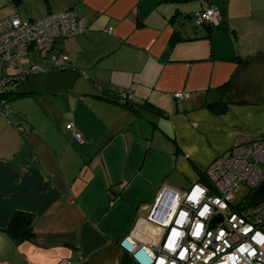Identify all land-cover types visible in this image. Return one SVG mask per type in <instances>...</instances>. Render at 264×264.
Here are the masks:
<instances>
[{"label":"crops","instance_id":"obj_1","mask_svg":"<svg viewBox=\"0 0 264 264\" xmlns=\"http://www.w3.org/2000/svg\"><path fill=\"white\" fill-rule=\"evenodd\" d=\"M209 6L218 8V26H196L189 15ZM70 9L87 32L21 62L53 69L54 51L80 70L67 54L97 38L124 53L118 74L134 64L144 71L130 85L92 80L94 90L54 91L0 115V264H126L123 238L158 236L146 217L163 186L204 184L219 155L264 137V0H0V20ZM32 67L49 71L29 63L0 80H24ZM123 91L129 105L112 100ZM178 92L186 97L176 100ZM217 102L225 113L206 108ZM15 213L32 217L31 240L7 235Z\"/></svg>","mask_w":264,"mask_h":264},{"label":"built area","instance_id":"obj_2","mask_svg":"<svg viewBox=\"0 0 264 264\" xmlns=\"http://www.w3.org/2000/svg\"><path fill=\"white\" fill-rule=\"evenodd\" d=\"M190 18L196 26L215 28L219 11L209 6ZM86 32L84 20L74 9L37 21L22 22L17 15L4 18L0 20V68L17 72L30 53L50 51L56 41ZM50 62L54 68L67 66V58L54 51ZM31 71L45 70L32 67ZM4 92L3 79L0 115L6 118L10 111L1 97ZM118 97L120 102L130 99L128 92ZM185 97V92L174 94L176 100ZM70 129L75 140L83 143L81 135ZM204 177L206 184L195 183L185 192L162 187L146 217L159 230L155 242L141 243L127 236L118 243L131 264H264V200L244 208L235 203L241 185L250 195L264 179V137L219 155ZM215 219L219 221L213 223Z\"/></svg>","mask_w":264,"mask_h":264},{"label":"rangeland","instance_id":"obj_3","mask_svg":"<svg viewBox=\"0 0 264 264\" xmlns=\"http://www.w3.org/2000/svg\"><path fill=\"white\" fill-rule=\"evenodd\" d=\"M88 41L83 43V49L80 52L70 53V57L67 54L72 65H77L80 70L75 69L73 66L69 68H51L50 64L45 61L38 62V59L28 58L20 63L18 70L22 68L27 71L29 63H34L49 71L38 74H28L24 80L16 79L8 83L5 86L6 90H12L15 92H28L39 93L41 97H30V99L22 100L20 98L10 99L8 102V110L15 107H23L24 105H31L34 101L36 104H40L38 101L47 99V93L54 91L64 90H94L95 86L92 80L95 82L100 81L101 84L112 86L130 85L133 76L140 75L144 70L142 67L134 64L127 72H121L118 74L117 70L120 66L121 58L124 53H121L118 47H114L109 43L102 40ZM70 42V41H69ZM70 46H68L69 48ZM70 48H73L70 47ZM69 53V50L66 48ZM113 66V67H112ZM97 67L99 69H97ZM103 70L102 68H105ZM134 72V73H132ZM15 71L13 69L0 68V78L2 76H13ZM137 79V78H136ZM11 112V111H10ZM248 190L244 185L236 195L235 203L242 204L245 198L248 196Z\"/></svg>","mask_w":264,"mask_h":264},{"label":"trees","instance_id":"obj_4","mask_svg":"<svg viewBox=\"0 0 264 264\" xmlns=\"http://www.w3.org/2000/svg\"><path fill=\"white\" fill-rule=\"evenodd\" d=\"M173 1H177V0H173ZM179 1H190V0H179ZM200 11V10H199ZM191 16V14L189 15V17ZM207 28L212 29L211 27L207 26ZM223 86L222 88L224 89ZM221 88V90H222ZM125 92V91H123ZM117 93L116 95L112 96V100L122 104V105H129V100H125V101H119V95L121 94ZM29 93H17V92H12L9 91L8 93L5 91L4 94L1 95L2 99L6 100V104L8 105L9 100L8 99H14V98H20L23 97L25 95H28ZM227 104L223 103V102H217V103H211V104H207L206 108L208 110H210L212 113L214 114H223L226 112L227 110ZM129 109H131V105L128 106ZM153 111V110H151ZM156 112V111H153ZM201 179L203 181L204 184L207 183L206 178L204 177V175H201ZM248 196L246 197L245 201L241 204V207H246L245 203L247 200ZM6 233L7 235L14 241L16 242H21V241H26V240H31L32 236H33V232H32V217L28 214L25 213H15L12 215L9 224L6 228ZM125 263L126 264H131L130 259H128V257L125 259Z\"/></svg>","mask_w":264,"mask_h":264},{"label":"water","instance_id":"obj_5","mask_svg":"<svg viewBox=\"0 0 264 264\" xmlns=\"http://www.w3.org/2000/svg\"><path fill=\"white\" fill-rule=\"evenodd\" d=\"M16 79H20V78H15V77H11L9 79H4V85H6L7 83H10ZM264 200V179L263 181L250 193L245 205L246 207H251L254 206L258 203H260L261 201ZM217 221H219V219H215L213 221V223H216Z\"/></svg>","mask_w":264,"mask_h":264},{"label":"bare ground","instance_id":"obj_6","mask_svg":"<svg viewBox=\"0 0 264 264\" xmlns=\"http://www.w3.org/2000/svg\"><path fill=\"white\" fill-rule=\"evenodd\" d=\"M148 231V230H147ZM154 232V231H153ZM158 232V231H157ZM152 233V232H151ZM152 236V235H151ZM156 236V235H155ZM154 237V236H153Z\"/></svg>","mask_w":264,"mask_h":264}]
</instances>
